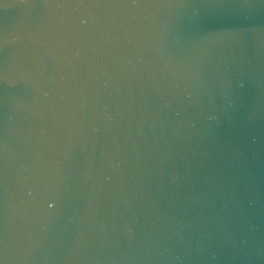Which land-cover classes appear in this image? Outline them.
<instances>
[{
    "label": "water",
    "instance_id": "95a60500",
    "mask_svg": "<svg viewBox=\"0 0 264 264\" xmlns=\"http://www.w3.org/2000/svg\"><path fill=\"white\" fill-rule=\"evenodd\" d=\"M0 264H264V0H0Z\"/></svg>",
    "mask_w": 264,
    "mask_h": 264
}]
</instances>
